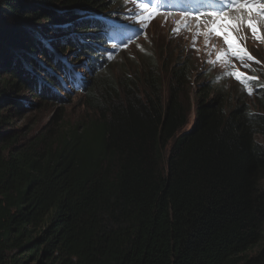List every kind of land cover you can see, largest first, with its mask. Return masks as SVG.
<instances>
[{
    "label": "trees",
    "instance_id": "1",
    "mask_svg": "<svg viewBox=\"0 0 264 264\" xmlns=\"http://www.w3.org/2000/svg\"><path fill=\"white\" fill-rule=\"evenodd\" d=\"M32 1L45 7L46 26L63 11L128 13L123 0ZM22 15L30 24L42 18ZM2 23L6 46L40 48L20 26ZM70 27L54 29L72 41ZM7 52L0 55V264H264L263 86L252 99L213 89L211 79L198 90L187 54L161 52L133 73L115 75L111 66L72 86L86 109L81 121L58 115L24 134L12 127L24 114L12 115L9 100L50 91L31 77L26 52ZM191 107L193 121L182 130Z\"/></svg>",
    "mask_w": 264,
    "mask_h": 264
},
{
    "label": "rangeland",
    "instance_id": "2",
    "mask_svg": "<svg viewBox=\"0 0 264 264\" xmlns=\"http://www.w3.org/2000/svg\"><path fill=\"white\" fill-rule=\"evenodd\" d=\"M5 3L10 4V6H14V7H18L22 5L24 7L23 11L19 13H14V12L11 13L12 8L10 6H7ZM128 5H129L128 9L132 10L131 3H128ZM44 9L45 7L37 3H34V1L32 0H0V21L3 22L4 24L5 22H8V24L5 25L2 23V25H4L3 28L16 29L18 28V26H20V29L22 28L23 30L21 34L23 35L24 32H26L25 35H23L26 36V39H29V41L30 39L31 41L38 40L44 46V47L42 46L44 48L42 50H40V48H36V50L34 48L26 50L22 47L17 48L12 45L6 46V43L4 41L2 42L0 41V46L1 48L4 49L3 51L0 48L1 57L3 56L6 58L8 56V52H7L8 48L15 53H17V51L19 50H21L22 52H26L27 56L26 59L24 60V64L33 71L31 77L32 78L36 77L37 79L40 78L41 82H45L47 85L44 86L43 89H47L50 91L49 93L45 94V96L41 95L43 90L40 93L38 92L36 94L34 93V91L27 92L25 97L22 99H16L12 97L9 100L8 105L10 104L12 115H14V112L24 114L23 117L17 115V117L12 120V127L18 129L19 131H21V133L24 134H30L39 130L41 127L52 122L54 118L58 115L61 116L63 121L68 123H74L77 121H81L83 118H85V114H86V109L83 104L82 96L80 95L79 92L73 91L70 84L65 82V85L68 87L69 91L71 92V93L68 92L70 94L69 96H67V94L60 92L59 89L61 87L58 85V81L55 79H51L50 77L53 76L56 77L57 79L58 78L63 79L62 72L58 69L55 62L51 59L50 57L52 56L51 54L49 53L48 55L46 54L47 57H44L43 55L47 48L50 49L54 55L55 53L62 55L64 54L67 58H71V56L72 58H74L76 57V53H80V56H77L75 58L76 63H79L82 59H85L87 58V56L90 55V51H87V49H85L80 42L70 41L67 39L68 42L66 40H62L61 41L62 44H59L58 42L55 44L54 42L55 35L52 37V34L54 32L56 33L57 31H59V30H55L54 27L63 28L68 26L72 20L76 19L75 16L77 15V13L76 12L64 13V11L60 12L61 13L60 16L62 17L58 18L56 21L46 26L45 23L48 24L50 22H48L49 20L42 17V15L46 14ZM24 12H29V13L39 12L38 16L42 17L37 19V22H39V24L28 23L26 19L27 16L22 15V13ZM64 15H68V19L65 21L63 20ZM87 15H88L87 11L86 12L82 11L80 12L79 17H85ZM83 20L87 21L86 19ZM6 25H8V27H6ZM71 28L72 31L76 29H77L76 31L82 30L87 40H90L92 37L90 34L85 33L84 28L78 24L74 25L75 29L73 27ZM90 30L91 29L89 28V30L86 31H90ZM34 31H40L39 36L36 33H34ZM143 31L144 34L147 36L146 38L140 39L141 35L134 37L128 36L129 37L127 38L128 49L117 52L113 57L114 61L105 65L101 69L102 71L100 70L95 75H93L92 76L93 79H95L98 76V74L104 72L107 69V67L113 66L115 75H119L126 71L133 73L136 67H138L139 65L143 66L144 63V60H142L143 58L146 59L148 57H155L158 53L161 54V52L162 53L167 52L169 54L175 52L176 54L179 55L180 52L183 51L184 53L187 54L188 61H191V63H193L192 68L195 71V76L193 81L194 84L192 83L193 87H196L199 90L202 87V85H205L207 83L208 80L215 78L213 80V85L211 86L213 89L228 92L231 95H233L235 98H237L236 96L239 97V95L245 96L244 98L246 99L253 98L254 93H252L250 87L243 86L233 81L231 77L229 78L227 76L226 68L222 63H220L219 61H210L211 60L209 56L210 53L207 51L205 52V50L201 51L199 49L198 44H200L201 41H198V44L193 43L192 42L193 38L191 35L184 33L176 28H173L172 25L168 24L162 19L152 20L151 23L145 24ZM60 33L61 32L59 31L57 35ZM60 35L65 36L67 35V33H63ZM51 39L53 42V49L52 47L51 48L46 47L45 44L43 43V41L46 40L50 42ZM41 43L38 44V47H40L39 45ZM164 47H166L167 50L162 49ZM251 47L254 53L256 54V60H255L256 64L254 65V68H256L255 69L256 80L259 82V80L264 79V43H255ZM14 48H16L17 50ZM145 62L147 63V61ZM37 63H39L43 69H41ZM24 100H27L30 103V106L25 107L24 104L22 103V101ZM193 118H194V107H191L190 113L188 115L187 124L184 126L182 130H186L191 126ZM256 138L261 142L263 141V139L260 136H256ZM257 248H258L257 245L253 246V249H257Z\"/></svg>",
    "mask_w": 264,
    "mask_h": 264
},
{
    "label": "clouds",
    "instance_id": "3",
    "mask_svg": "<svg viewBox=\"0 0 264 264\" xmlns=\"http://www.w3.org/2000/svg\"><path fill=\"white\" fill-rule=\"evenodd\" d=\"M123 1L120 8H122L123 12L128 11V13H101V16H99L97 12L88 10L80 9L76 11L77 15L74 21L77 22L76 24L86 28L84 29L85 33L90 34L92 37L87 40L83 31H76V29L71 40L80 42L87 51H90V55L76 63L75 58L80 56V53H76L74 58H67L64 54L54 52V58L60 60L69 71L70 82L64 80L66 79L64 74H62L63 79L59 78L64 85L66 82L71 87L81 88L84 82L90 81L93 78L92 76L105 65L113 62V57L117 52L128 49V36L141 35L140 39H144L147 37L143 31L145 24L151 23L152 20L162 19L172 25L173 28L191 35L193 43L198 44V41H201L198 44L199 49L210 53V61L222 63L226 68L227 76L243 86L250 87V90L254 93L253 96H255L259 86L264 87V79L259 80V82L256 79H251V77H256V68H254L256 54L251 46L255 43H264V15L256 11H253L250 15L247 9L237 7V4L243 3L244 0ZM256 2L264 3V0H256ZM128 3H131L132 10L128 9ZM201 7L206 10H199ZM81 10L87 11L88 15L79 17ZM213 13L215 15H212ZM220 16H228L238 21V24L232 29V36L254 57L253 60H249L247 56H243V58L236 57L232 51L228 50L223 37L217 36L211 31V26L219 20ZM249 19L253 20L257 26L258 34L260 35L259 40L254 38L252 31L246 24ZM71 27L74 28V26ZM89 28L91 30L86 31ZM60 34H55V38L59 37ZM49 47L53 49L52 45ZM237 72L242 74L239 78L235 75Z\"/></svg>",
    "mask_w": 264,
    "mask_h": 264
},
{
    "label": "snow or ice",
    "instance_id": "4",
    "mask_svg": "<svg viewBox=\"0 0 264 264\" xmlns=\"http://www.w3.org/2000/svg\"><path fill=\"white\" fill-rule=\"evenodd\" d=\"M237 7L247 9L249 14L253 11L259 12L261 15H264V3H258L256 0H244L243 3H238ZM212 15H215L214 13ZM226 22V23H225ZM238 24L237 20H233L228 16H220L219 20L211 26V31H213L217 36L223 37L225 45H227L228 50L232 51L236 57L243 58L247 56L249 60H253L247 50L241 46L240 42L232 36V29ZM248 28L252 31V34L256 40L260 39L258 34L257 26L255 22L251 19L246 21ZM236 77L239 78L242 74L237 72L235 73ZM252 80H255L256 77H251Z\"/></svg>",
    "mask_w": 264,
    "mask_h": 264
},
{
    "label": "bare ground",
    "instance_id": "5",
    "mask_svg": "<svg viewBox=\"0 0 264 264\" xmlns=\"http://www.w3.org/2000/svg\"><path fill=\"white\" fill-rule=\"evenodd\" d=\"M198 6H200V5H198ZM117 7H119V6H117ZM204 8V7H203ZM202 7H201V9H199V10H202L203 9ZM111 10H112V8H111ZM115 10V9H114ZM117 10V9H116ZM119 10V9H118ZM111 12V11H110ZM75 21H73L72 23H74ZM69 26H72V24L71 25H69ZM60 31V30H59ZM61 32V31H60ZM63 33H67V35H59V37H60V40L58 41V43L59 44H62V40H66L67 42H68V40H69V36H71V34L69 33V32H66V30L65 31H63V32H61V34H63ZM55 35V34H54ZM129 38V37H128ZM68 39V40H67ZM43 43L45 44V46L46 47H49L50 46V43H48L47 41H43ZM56 44V43H55ZM40 46V45H39ZM65 46V45H64ZM44 47V46H43ZM42 46H40V48H41V50L42 49H44ZM69 47V46H68ZM48 52H50L49 50H48V48L46 49ZM57 51V50H56ZM65 51V50H64ZM68 51V50H67ZM83 51V50H82ZM58 52V51H57ZM86 52V51H85ZM87 53V52H86ZM52 55V54H51ZM69 56V55H68ZM71 58H72V56H71ZM77 60V59H76ZM56 61V60H55ZM69 67V66H68ZM102 71V70H101ZM106 71V70H105ZM104 73H106V72H104ZM108 73V72H107ZM100 76V75H99ZM207 76V75H206ZM221 76V75H220ZM128 77V76H127ZM223 77V76H222ZM212 78V77H211ZM127 79V78H126ZM130 79V78H129ZM215 79V78H214ZM213 79V80H214ZM66 80H67V78H66ZM212 80V79H211ZM210 80V81H211ZM209 82V81H208ZM86 86V85H85ZM203 87V86H202ZM221 89H222V87H221ZM259 92V91H258ZM261 92V91H260ZM223 94V93H222ZM226 94V93H225ZM76 95V94H75ZM78 95V94H77ZM217 95V94H216ZM228 97V96H227ZM220 98H222V97H219V99ZM257 103V102H256ZM243 104V103H242ZM246 104V103H245ZM225 105V104H224ZM247 105V104H246ZM230 105H228V107H229ZM251 107V106H250Z\"/></svg>",
    "mask_w": 264,
    "mask_h": 264
}]
</instances>
